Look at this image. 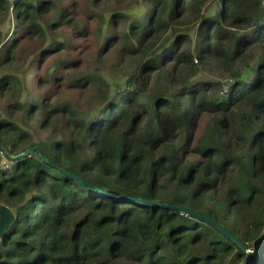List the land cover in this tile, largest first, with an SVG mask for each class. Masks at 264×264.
I'll return each mask as SVG.
<instances>
[{
    "label": "trees",
    "instance_id": "trees-1",
    "mask_svg": "<svg viewBox=\"0 0 264 264\" xmlns=\"http://www.w3.org/2000/svg\"><path fill=\"white\" fill-rule=\"evenodd\" d=\"M141 1L0 0V264H264V0Z\"/></svg>",
    "mask_w": 264,
    "mask_h": 264
},
{
    "label": "rangeland",
    "instance_id": "rangeland-1",
    "mask_svg": "<svg viewBox=\"0 0 264 264\" xmlns=\"http://www.w3.org/2000/svg\"><path fill=\"white\" fill-rule=\"evenodd\" d=\"M12 1V0H11ZM127 3V6L125 7H122V8H119L118 10L119 11H122L126 14H129L131 16H135L136 14L138 13H143V11H145V8L144 10L143 9V6L144 4L142 3L141 0H125ZM113 7L114 6H110V7H102L100 8L97 12L99 14H101L104 18H106L107 16H109L111 13H113ZM9 9L12 8V5L8 6ZM209 7H206L205 10H204V14H209V13H212L213 11H215L217 8L214 6V7H211V9H208ZM208 9V10H207ZM6 27L4 28V32L6 33L7 31V36L9 35V37L11 35H13L15 33H13V26H11V18L10 16H6ZM2 33V35H5V33ZM6 36V38H7ZM8 37V38H9ZM194 37H195V34L192 36V43L194 42ZM5 41V39H4ZM34 42H29L28 44H33ZM32 46L30 45H27L25 47L26 49V57H27V60H26V63H30L31 61H33V57L32 56H29V52H30V49H31ZM24 62H22L23 64ZM92 67L93 68H98L100 69L101 71H107L105 68L99 66V65H96L94 62L92 63ZM4 74H8V75H11V74H17V71L16 70H5V71H0V76L4 75ZM33 73L31 72L29 76H27L26 78V82L29 86H33L32 84V81L30 79L33 78ZM220 79V76L219 74H210L208 72H203L199 75V77H197V80H201V81H207V82H212V81H218ZM32 94L33 95H37V90H33L32 91ZM71 98H75V96L73 95H69V94H64V95H61L59 98H58V101H63V100H68V99H71ZM0 110L3 111L4 110V105L0 104Z\"/></svg>",
    "mask_w": 264,
    "mask_h": 264
},
{
    "label": "water",
    "instance_id": "water-1",
    "mask_svg": "<svg viewBox=\"0 0 264 264\" xmlns=\"http://www.w3.org/2000/svg\"><path fill=\"white\" fill-rule=\"evenodd\" d=\"M0 150L5 155V157L8 158L11 161L20 160V159H23V158H25L27 156H30L33 153H37L39 155L40 159L43 162L47 163L43 152L37 147L27 149L26 151L22 152L21 154L14 156V155L10 154L8 149L0 141ZM68 176H70V175H68ZM137 202L138 203H146V202H143V201H140V200H137ZM147 204H150V203H147ZM156 205L162 206L164 208L172 209V210H177V211H180L182 213L189 214L191 216L199 217L202 220H204V221L216 226L224 236H226L228 239H230L240 250H242L246 255H248V251L246 250L245 246L240 241H238L234 236H232L229 232H227L225 229L220 228L218 225H216L215 222H213V221H211V220H209V219H207L205 217H201L199 215H196L194 213L187 212V211H185L184 209H182L180 207L170 206V205H166V204H163V205L156 204ZM14 219H15V216H14L13 211L9 207H7L6 205L0 204V237L5 233L7 228L14 221Z\"/></svg>",
    "mask_w": 264,
    "mask_h": 264
},
{
    "label": "built area",
    "instance_id": "built-area-1",
    "mask_svg": "<svg viewBox=\"0 0 264 264\" xmlns=\"http://www.w3.org/2000/svg\"><path fill=\"white\" fill-rule=\"evenodd\" d=\"M4 156H5V155H4ZM5 158H6V157H3L2 162H1V166H2L3 168H8L9 165L7 164V160H6Z\"/></svg>",
    "mask_w": 264,
    "mask_h": 264
}]
</instances>
